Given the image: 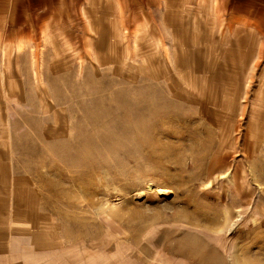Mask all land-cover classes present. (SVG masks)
<instances>
[{
  "label": "rangeland",
  "instance_id": "rangeland-1",
  "mask_svg": "<svg viewBox=\"0 0 264 264\" xmlns=\"http://www.w3.org/2000/svg\"><path fill=\"white\" fill-rule=\"evenodd\" d=\"M8 6L0 264H264V4Z\"/></svg>",
  "mask_w": 264,
  "mask_h": 264
},
{
  "label": "crops",
  "instance_id": "crops-1",
  "mask_svg": "<svg viewBox=\"0 0 264 264\" xmlns=\"http://www.w3.org/2000/svg\"><path fill=\"white\" fill-rule=\"evenodd\" d=\"M259 4H264V0H254ZM7 20H10V27L20 26L28 28V14H38L35 19H45L42 26H47V20H55L54 26L60 24L61 20H68L75 4L85 5L86 0H8ZM32 19V18H29ZM22 20V21H19ZM19 21V22H18ZM25 21V22H24ZM44 28V27H42ZM24 30H21L23 32Z\"/></svg>",
  "mask_w": 264,
  "mask_h": 264
},
{
  "label": "bare ground",
  "instance_id": "bare-ground-1",
  "mask_svg": "<svg viewBox=\"0 0 264 264\" xmlns=\"http://www.w3.org/2000/svg\"><path fill=\"white\" fill-rule=\"evenodd\" d=\"M20 50V49H19ZM40 75V74H39ZM41 80V79H40Z\"/></svg>",
  "mask_w": 264,
  "mask_h": 264
}]
</instances>
